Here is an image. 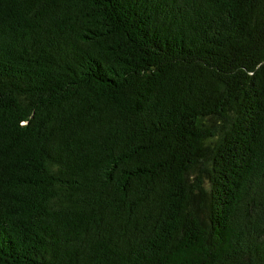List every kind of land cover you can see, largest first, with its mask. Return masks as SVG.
Instances as JSON below:
<instances>
[{
    "label": "trees",
    "instance_id": "16d2710c",
    "mask_svg": "<svg viewBox=\"0 0 264 264\" xmlns=\"http://www.w3.org/2000/svg\"><path fill=\"white\" fill-rule=\"evenodd\" d=\"M0 264H264V0H0Z\"/></svg>",
    "mask_w": 264,
    "mask_h": 264
}]
</instances>
